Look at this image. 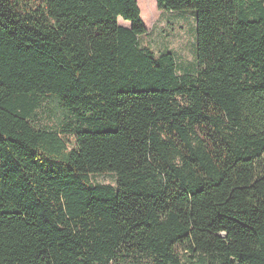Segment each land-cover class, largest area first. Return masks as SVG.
<instances>
[{"label": "trees", "instance_id": "16d2710c", "mask_svg": "<svg viewBox=\"0 0 264 264\" xmlns=\"http://www.w3.org/2000/svg\"><path fill=\"white\" fill-rule=\"evenodd\" d=\"M0 264H264V0H0Z\"/></svg>", "mask_w": 264, "mask_h": 264}, {"label": "rangeland", "instance_id": "374dc122", "mask_svg": "<svg viewBox=\"0 0 264 264\" xmlns=\"http://www.w3.org/2000/svg\"><path fill=\"white\" fill-rule=\"evenodd\" d=\"M141 10V9H140ZM157 19L147 26V34L140 37V45L149 47L156 55L165 51L173 53L178 62L179 73L197 70L195 12L192 10L173 12L158 10ZM120 23H123L120 20ZM37 112L36 123L40 127L58 129L65 123L68 112L56 100L46 98ZM71 139V137H70ZM95 183L114 184L111 173L93 176Z\"/></svg>", "mask_w": 264, "mask_h": 264}, {"label": "crops", "instance_id": "0c3cea01", "mask_svg": "<svg viewBox=\"0 0 264 264\" xmlns=\"http://www.w3.org/2000/svg\"><path fill=\"white\" fill-rule=\"evenodd\" d=\"M124 26H129V22L122 21Z\"/></svg>", "mask_w": 264, "mask_h": 264}]
</instances>
